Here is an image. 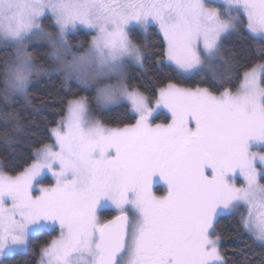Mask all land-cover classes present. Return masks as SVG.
Segmentation results:
<instances>
[{"label": "snow or ice", "instance_id": "snow-or-ice-1", "mask_svg": "<svg viewBox=\"0 0 264 264\" xmlns=\"http://www.w3.org/2000/svg\"><path fill=\"white\" fill-rule=\"evenodd\" d=\"M152 26L163 37L158 62L178 79H203L210 67L212 82L170 81L155 106L130 87L129 65L143 67L147 55L132 35ZM81 28L95 35L74 50L68 36ZM237 33L264 38V0H0L5 107L32 106L34 76L51 72L95 88L99 107L126 102L136 117L108 127L87 98L74 99L22 171L0 163V264L41 236L53 238L39 264H227L217 224L242 207L239 224L264 247V151L253 150L264 146V64L228 86L223 40ZM37 42L44 55L33 54ZM161 108L168 117L154 115ZM0 119L20 129L15 110ZM49 173L55 182L45 186ZM107 204L119 214L105 222Z\"/></svg>", "mask_w": 264, "mask_h": 264}, {"label": "trees", "instance_id": "trees-1", "mask_svg": "<svg viewBox=\"0 0 264 264\" xmlns=\"http://www.w3.org/2000/svg\"><path fill=\"white\" fill-rule=\"evenodd\" d=\"M49 30L53 24L52 20L44 22ZM92 32L77 30L68 36L73 49H87ZM134 42L144 46L147 52L143 67L133 64L129 65L127 83L130 87L137 88L146 94L151 100L157 97L160 87L168 82H179L184 87L195 88L207 86L212 82V68L205 67L200 76H187L178 79L176 74L170 71L167 61L158 62L154 53L160 47L163 38L152 26L147 32L137 31L132 35ZM35 55L37 51L41 55L47 52L46 46L39 42L31 49ZM10 50L0 47V65ZM224 59L229 61L230 75L232 77L233 90L238 86L244 72L264 62V40L252 36L250 33L241 35L239 33L225 37L223 40ZM37 63L43 66L45 61L39 56ZM218 63V62H217ZM33 85L30 87V96L33 99L32 106L21 107L20 104L9 101L5 107V101L0 98V112L15 110L19 115L20 129L17 131L13 125H6L0 119V163L7 162L8 174L15 175L22 171L30 163V156L35 146L40 142L47 141V132L56 126V122L65 112L69 101L77 98H87L96 119L104 122L108 127H122L124 124L135 123L136 117L131 113L126 103L121 102L106 109H101L95 104V89L84 88L75 80H64L59 73H48L34 76ZM164 116V114H163ZM166 117V116H164ZM156 121H164L158 119ZM5 133L13 138L12 143L5 140ZM2 170V169H1ZM264 182V181H263ZM51 183L47 178L45 185ZM245 214L244 207L234 215H223L217 224V231L221 237V253L227 264H260L264 260V247L258 241L244 231L239 224L241 213ZM113 216L112 211L105 210L101 216L108 220ZM52 236H41L34 239L31 248L26 254H16L4 260L3 264H37L39 261L41 246L52 239Z\"/></svg>", "mask_w": 264, "mask_h": 264}, {"label": "rangeland", "instance_id": "rangeland-1", "mask_svg": "<svg viewBox=\"0 0 264 264\" xmlns=\"http://www.w3.org/2000/svg\"><path fill=\"white\" fill-rule=\"evenodd\" d=\"M218 2H219V0H218ZM53 23H54V21H52ZM82 30H86V31H89V32H92V31H90V30H88V29H84V28H81ZM157 29V28H156ZM157 31H158V29H157ZM92 34H93V36L95 35V32H92ZM251 34V33H250ZM161 35V34H160ZM252 36H254L253 34H251ZM93 36L91 37V39H90V42H89V45H88V47L90 46V43H91V41H92V39H93ZM162 36V35H161ZM254 37H257V38H261V37H259V36H254ZM163 38V37H162ZM261 39H263L264 40V38H261ZM87 47V48H88ZM260 64H264V62H262V63H260ZM251 70V69H250ZM249 71V70H248ZM245 73V72H244ZM243 73V74H244ZM242 77H243V75H242ZM242 79V78H241ZM90 88V87H89ZM95 89V88H94ZM235 90V89H234ZM233 90V91H234ZM95 96H96V92H95ZM157 98V97H156ZM156 98L155 99H153L152 100V103H153V106H155V100H156ZM121 102H124V101H121ZM121 102H118V103H121ZM117 103V104H118ZM124 103H126V102H124ZM114 105H116V104H113V105H108V106H105V107H100L101 109H106V108H109V107H111V106H114ZM160 113H163L164 114V116H166V117H168L169 116V114H168V112H167V110L166 109H157V112L156 113H154V115H158V114H160ZM133 115L135 116V114L133 113ZM163 121H156V123H162ZM253 150L254 151H264V146H262V145H255L254 147H253ZM1 170V169H0ZM47 178L49 179V180H51V183H54L55 181H54V179L51 177V174L49 173V174H47ZM237 180L239 181V180H242V178L241 177H237ZM262 183H264L263 181H262ZM45 186H47V185H45ZM156 195H163V194H156ZM104 208H106V209H110V210H112L113 212L115 211V213H118L110 204H107ZM244 211H245V215L247 214V209L246 208H244ZM259 211H264V210H259ZM37 264H39V261L37 262Z\"/></svg>", "mask_w": 264, "mask_h": 264}, {"label": "flooded vegetation", "instance_id": "flooded-vegetation-1", "mask_svg": "<svg viewBox=\"0 0 264 264\" xmlns=\"http://www.w3.org/2000/svg\"><path fill=\"white\" fill-rule=\"evenodd\" d=\"M153 190L155 191L156 194H165V190H164V187L162 184H154ZM105 210H110V209L103 208L101 211L103 212ZM110 211H112V210H110ZM112 213H113V216L110 219H112L115 215L119 214V213H115V211L114 212L112 211ZM101 219L105 222L107 221V220H104L102 217H101Z\"/></svg>", "mask_w": 264, "mask_h": 264}]
</instances>
